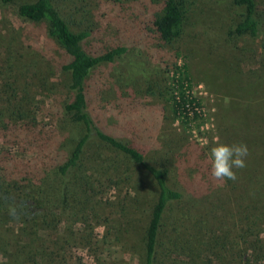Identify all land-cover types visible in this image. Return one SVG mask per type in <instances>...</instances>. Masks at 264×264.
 <instances>
[{
  "label": "rangeland",
  "instance_id": "1",
  "mask_svg": "<svg viewBox=\"0 0 264 264\" xmlns=\"http://www.w3.org/2000/svg\"><path fill=\"white\" fill-rule=\"evenodd\" d=\"M29 1H0V264H24L17 250L28 235L20 232L21 209L9 181L12 161L23 158L28 137L14 128L28 126L25 122L34 126L36 139L53 135L64 155L83 134L82 126L63 111L71 99L60 69L66 60L63 50L45 28L18 17V6ZM59 1L70 28L90 32L85 43L89 54L117 45L127 48L87 83L89 110L98 124L143 151L152 165L169 170L171 183L180 182L188 191H196L195 186L204 196L205 218L214 215L217 235L226 245L215 264H264V37L235 35L243 8L232 0H190L179 40L165 44L150 23L163 0ZM256 3L264 34V0ZM178 64L185 66L191 92L203 109L194 123L176 116L169 100L171 70ZM13 109L21 121L8 126ZM218 139L248 148L246 166L223 186L210 175L209 149ZM89 154L92 168H103L100 202L86 216L65 214V232L57 238L48 234L39 243L58 253L53 264H139L158 194L155 183L113 151L92 145Z\"/></svg>",
  "mask_w": 264,
  "mask_h": 264
},
{
  "label": "trees",
  "instance_id": "2",
  "mask_svg": "<svg viewBox=\"0 0 264 264\" xmlns=\"http://www.w3.org/2000/svg\"><path fill=\"white\" fill-rule=\"evenodd\" d=\"M0 1L8 5L15 0ZM189 2L162 1L150 22L161 42L172 44L179 40L187 20ZM232 2L244 11L234 27L235 35L252 39L264 37L262 15L256 0ZM61 11L59 0H32L21 3L17 10L18 17L23 21L45 28L47 37L63 50L66 60L60 69L67 77V90L71 94L63 111L72 122L83 128V134L67 155L61 152L62 143L53 135L36 139V134L32 132L34 126L25 122L22 123L28 126L14 128L25 130L28 137L23 143L26 149L22 150L24 156L13 159L9 177L15 187L17 206L21 209L20 232H28L24 235L26 243L22 250H17V258L21 257L24 264H53L59 258L58 253L43 249L39 243L41 239L48 234L57 238L65 232V227L61 230L65 214L86 216L88 211H94L96 201L100 202L97 191L104 173L100 164L95 170L92 168L89 152L92 145H99L118 154L126 165L145 172L157 188V199L144 235L142 252L138 256L139 264H215L226 245L217 235L212 207L209 210L212 217L205 218L202 207L204 196L195 186L196 191H188L180 186V182L171 183L169 170L152 165L143 151L108 133L89 110L87 83L90 77L102 65L120 60L127 48L117 45L107 51L89 54L85 43L90 32L73 31ZM260 50L264 56V38ZM171 71L172 93L169 100L174 114L186 124L197 122L202 115L193 109L201 108V105L191 92L185 66L175 65ZM190 110L193 112L191 117ZM15 113L14 109L10 112L8 126L19 122L17 120L20 119L14 118ZM262 117L264 114L260 119ZM27 147H31L29 152ZM28 154L34 156L27 158ZM13 236L17 238L18 234Z\"/></svg>",
  "mask_w": 264,
  "mask_h": 264
},
{
  "label": "clouds",
  "instance_id": "3",
  "mask_svg": "<svg viewBox=\"0 0 264 264\" xmlns=\"http://www.w3.org/2000/svg\"><path fill=\"white\" fill-rule=\"evenodd\" d=\"M209 153L210 175L217 186H223L227 181H234L237 178L236 169L246 166L248 148L243 142L228 145L221 143L218 139L209 149ZM14 211V209L10 210V214Z\"/></svg>",
  "mask_w": 264,
  "mask_h": 264
},
{
  "label": "built area",
  "instance_id": "4",
  "mask_svg": "<svg viewBox=\"0 0 264 264\" xmlns=\"http://www.w3.org/2000/svg\"><path fill=\"white\" fill-rule=\"evenodd\" d=\"M193 110L196 111L199 115H203V109L202 108H196L195 107ZM189 115H190V117L193 116V112L191 110L189 111Z\"/></svg>",
  "mask_w": 264,
  "mask_h": 264
}]
</instances>
